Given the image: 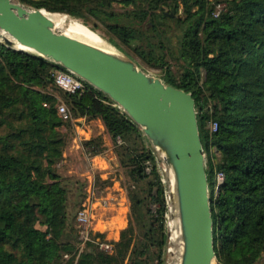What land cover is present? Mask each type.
Here are the masks:
<instances>
[{
  "label": "trees",
  "instance_id": "trees-1",
  "mask_svg": "<svg viewBox=\"0 0 264 264\" xmlns=\"http://www.w3.org/2000/svg\"><path fill=\"white\" fill-rule=\"evenodd\" d=\"M17 1L100 21L120 51L126 46L160 69L164 82L192 94L217 262L257 264L264 254V0H225L220 12L210 0ZM116 4L131 9L118 12ZM56 68L0 42V264H164L167 189L150 143L90 85L82 93L60 89ZM53 90L62 91L74 118L102 122L132 181L128 224L111 253L100 248L98 232L79 249L71 186L56 171L68 137ZM101 144L99 136L83 142L93 156Z\"/></svg>",
  "mask_w": 264,
  "mask_h": 264
},
{
  "label": "water",
  "instance_id": "water-1",
  "mask_svg": "<svg viewBox=\"0 0 264 264\" xmlns=\"http://www.w3.org/2000/svg\"><path fill=\"white\" fill-rule=\"evenodd\" d=\"M48 12L16 0H0V30L12 39L3 38L0 42L74 74L129 117L162 164L168 188L172 179V216L177 223L175 264L218 263L206 157L192 94L150 74L126 53L55 29ZM14 42L26 50L16 48Z\"/></svg>",
  "mask_w": 264,
  "mask_h": 264
},
{
  "label": "rangeland",
  "instance_id": "rangeland-1",
  "mask_svg": "<svg viewBox=\"0 0 264 264\" xmlns=\"http://www.w3.org/2000/svg\"><path fill=\"white\" fill-rule=\"evenodd\" d=\"M17 1V0H16ZM218 1L216 11L220 12L225 7V0ZM163 8L168 10V6ZM131 9V6L116 4L115 10L125 12ZM63 14V13H61ZM65 15V14H64ZM182 15V9L178 11V16ZM68 19L79 20L66 14ZM67 19L66 23L69 22ZM120 23H127L122 17ZM85 24L89 29L94 31L101 42L100 46L123 52L135 59L147 72L152 75L161 76L160 69L147 66L131 49L122 45L126 51H120L111 39L118 40L110 35L105 25L100 21L89 18ZM94 26L96 29H92ZM138 26V24H136ZM63 31V28L59 29ZM0 41L3 37L0 35ZM175 41V39H174ZM175 66L173 70L175 71ZM58 102L65 103L61 90H53ZM72 115V114H71ZM61 132L68 137L67 144L63 151L62 160L56 165V171L63 179L70 184L69 203L74 212L73 227L80 240L79 249L83 248L84 238L80 231L81 227L77 222V214L80 210L85 209L88 213V229L90 233H102L105 242L113 243L119 238L120 231L128 224L130 213V199L128 193L133 189L132 181L125 167H123L115 152V146L99 119L74 118L67 121V124L61 127ZM101 137V151L98 155H91L83 146V142L93 137ZM160 167L162 164L160 163ZM165 181V179H164ZM168 182V181H167ZM166 189L168 188L167 183ZM168 189L166 190L167 199ZM81 201V206H74L76 202ZM75 207V208H74ZM167 218V216H166ZM89 233V234H90ZM166 246L164 251V264L168 258V226L166 220ZM89 236V235H88ZM218 264V263H216ZM257 264H264V254Z\"/></svg>",
  "mask_w": 264,
  "mask_h": 264
},
{
  "label": "bare ground",
  "instance_id": "bare-ground-1",
  "mask_svg": "<svg viewBox=\"0 0 264 264\" xmlns=\"http://www.w3.org/2000/svg\"><path fill=\"white\" fill-rule=\"evenodd\" d=\"M47 16L53 21L55 29L59 30L60 28H63L62 32L73 38L80 39L82 41H85L87 43H90L96 46H100L99 43L101 42V39L99 38V36L94 31L89 29L85 24L80 22L79 20H73V19L69 20L66 14L64 15V14L55 13V12H51V13L48 12ZM67 19L69 20L68 23H66ZM0 35L3 38L11 39L9 35L5 33L3 30H0ZM14 43H15L16 48L25 49V48L18 46L16 42ZM171 186H172V179L170 177L168 194H167L168 211H167L166 220H167V226H168L169 245H168V250H167L168 258H167L166 264H175L174 259L176 256L175 247L173 246V244L175 243V240H176V234H177L176 224L177 223H176V219L172 216L173 199L171 198L172 196Z\"/></svg>",
  "mask_w": 264,
  "mask_h": 264
},
{
  "label": "built area",
  "instance_id": "built-area-1",
  "mask_svg": "<svg viewBox=\"0 0 264 264\" xmlns=\"http://www.w3.org/2000/svg\"><path fill=\"white\" fill-rule=\"evenodd\" d=\"M54 82L55 84L62 89L65 92L69 93H82L86 88V83L75 76L74 74L62 69V68H56L53 72ZM57 114L63 121H69L72 119L71 112L66 104L62 102L57 103ZM217 128L216 123H213L212 130L215 131ZM224 178L223 173L219 172L216 175V181L217 185L222 183ZM77 222L79 226L82 228L80 233L82 237L84 238V241L89 239V229H88V213L85 209H82L77 214ZM100 248L104 251H107L109 253L113 250V245L108 242H101Z\"/></svg>",
  "mask_w": 264,
  "mask_h": 264
}]
</instances>
